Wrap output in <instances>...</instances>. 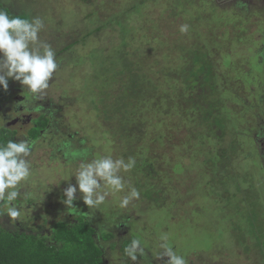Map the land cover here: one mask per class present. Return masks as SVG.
<instances>
[{"label": "trees", "instance_id": "trees-1", "mask_svg": "<svg viewBox=\"0 0 264 264\" xmlns=\"http://www.w3.org/2000/svg\"><path fill=\"white\" fill-rule=\"evenodd\" d=\"M160 1L126 0V4L119 3L113 11H109L110 15L104 22L95 21L93 23L94 20L89 21L88 19L78 21L80 26L73 28V33L75 30L77 31L76 37L72 35L73 43L66 44L62 50L56 51L53 48L60 69L65 65L68 66L62 60L70 61L69 54L72 51L75 52V58L79 62L83 60L87 64L88 79L79 85L87 87L83 90L84 95L89 96L92 101L90 107L88 105L91 112L99 104L104 114L108 115V117L106 116L107 120L112 119L111 116L115 114L114 112L123 111L126 113L125 118L118 121L115 131L105 133L106 137L97 134L98 131H94V129H89L90 135L82 138H78V134L72 130L68 132L59 130L61 121L72 123V126H66L63 129H75L78 125L71 120L74 109L66 115L68 103L63 99L64 106L57 105L59 104L58 97L53 95L49 98L50 104L45 108L27 106L24 101L18 100L15 105L19 110L22 109L20 112H25L29 108L28 110H31L26 113L31 112L34 116L29 129L18 133V130H14L10 126V120L4 117V109L11 107L12 103H8L5 90L0 89V121L3 122V127H0V143H6L10 139L13 142L27 139L32 144V153L38 145L44 143L53 151L54 158H52L56 162L70 166L84 158L86 160L94 159V152L91 151L90 145L100 141L111 143L110 140L113 138H122L125 149L120 157L126 160L128 157L135 158V168L126 174L129 178L133 177L136 180V184H132V186L140 192V198L132 201L133 205L134 202L137 204L133 209H128L131 211V215L123 217V220H118V218H122L123 213L114 212L115 210L110 212L116 222L113 221L109 229L107 228L105 231L94 224L95 219L91 210L88 211L83 202H78L77 199L73 202L75 209H68L64 206L62 211L64 210V213L65 211L79 212L81 215L68 218L67 214L58 212L56 218L52 216L61 210L57 204L50 207L53 200L61 198L58 201L63 202L65 197L58 195L54 190H45L44 185L37 180L36 173L33 174L35 177L32 176L31 181L26 184L32 188L39 185L41 188H37V191L43 188L44 192L46 191L43 199L40 196L38 198L37 193H33L32 197L21 195L15 203L21 207L22 215L15 221L4 213V202H0V264H106L105 260L108 255L118 249V245L115 246V244L108 246L114 240L113 232L122 233L130 221V216L136 212L140 215L143 214L133 211L137 205L142 207L146 213L150 209V214H163L161 212H169L174 204L185 201L182 193L189 197L195 196L199 192L197 186H200V178L198 179L193 170L184 171L178 166L174 169L175 163L173 162L175 161L172 156L170 155L169 161L162 160L161 156L166 151L159 152L162 145L171 144L172 131L177 130L178 120L194 130V133L196 132L191 138V143L188 138L182 143L184 149L189 144L193 145L192 149L195 148L190 165L197 164L200 168L205 166L204 170L211 173L209 190L214 196L203 194L204 196L199 198L208 203V205L205 204V209L209 215L214 212V218L222 217L223 219L220 218V226L216 227L219 232L215 238L221 241L225 238L226 233H238L241 230L242 224L230 217L236 211L249 212L248 202L243 201L248 196L240 188L238 189L240 196L244 194V199L236 200L237 203L232 206L231 211L217 209L213 207V203L217 200L219 203L222 202L224 199V196L221 197L222 191L231 194L228 189L232 187V184L238 182L242 173L243 176H249L252 173L250 161L253 160V155L260 153L262 149V142L259 141L262 136L257 133L250 135L251 133L243 125V121L245 122L243 120L244 112L238 113L231 110L230 107L233 104L240 105L242 102L236 101L237 98L232 91L218 85L219 80L216 77L218 68L213 62L215 59H212L206 48H196V51L182 53L184 48L180 47L177 49L181 54L180 60H176V69L168 67L155 69L152 67L149 73L142 74V67H144L142 53L146 45L148 46L150 38L140 41L143 35L139 39V34L134 30V24L141 11L151 10ZM202 1L210 2L212 5L217 2V0ZM176 3L178 6L175 5V8L182 4L179 0H176ZM250 3L251 6H247L250 13L253 12L251 11L253 8H263L262 16L264 17L263 0H255ZM227 7L241 8L242 12L246 9L238 1L229 2L224 9ZM0 10H6L12 16L25 18L24 15L14 14L1 1ZM92 23L94 27L91 26ZM80 49H83L86 59H81L79 56ZM150 50L152 51V47L148 49L149 53ZM259 52L256 51L255 55L258 56L260 64L264 67V48ZM134 56L140 60L132 63L130 60H133ZM74 64L76 68L82 65ZM154 64L159 63L155 62ZM253 71L255 74L260 70ZM151 72L155 75H152ZM260 73H263V70ZM239 78L245 86L251 84L246 77L245 81L242 80L244 77L240 76ZM11 87H15V83L11 84ZM16 88L22 96L27 92L22 86ZM12 94L14 91L10 95ZM36 100L38 99H33L32 102ZM52 100L54 103L56 102L55 106ZM154 123L156 124L154 125ZM249 142L255 145H252L254 149L252 153L247 147ZM171 153L173 154L174 151L171 150ZM76 155L81 156L75 159ZM241 161H243L244 167L241 166ZM257 165L259 162H256L255 166L258 169H263L262 166ZM165 168L168 169L167 173ZM169 172L178 174V178L171 179L168 175ZM182 178H185L183 182L187 185L184 186L183 183H180ZM202 180L206 182L204 179H201V182ZM250 186L249 184L244 189L246 190ZM212 189L217 190L219 198L216 197L217 195ZM237 197L234 195L235 199ZM189 205L193 204L187 203V206ZM40 211H45L40 214H46V216H32ZM199 216L195 211L184 215L185 222L182 224L186 226L193 223L196 228V220L202 219ZM23 217H28V220H24ZM185 226H183L184 230ZM180 229L181 226L177 231L178 236ZM256 229L257 226L251 225L247 231H251L252 235H255ZM242 230L245 232L244 229ZM131 240H124L121 244L119 249L123 256H126L124 248ZM216 244L218 243L214 241L210 250Z\"/></svg>", "mask_w": 264, "mask_h": 264}, {"label": "rangeland", "instance_id": "rangeland-1", "mask_svg": "<svg viewBox=\"0 0 264 264\" xmlns=\"http://www.w3.org/2000/svg\"><path fill=\"white\" fill-rule=\"evenodd\" d=\"M0 1L11 9L14 14L24 15L28 19L36 16L43 18L45 28L40 33V39L49 43L56 51L65 48L66 44L73 43L72 35L76 37L77 33L76 30L73 33V28L74 26H80L78 21L88 19L89 21L94 20L93 23L95 21L104 22L107 16L110 15V12L115 9L116 5L119 3H127L126 0ZM179 1L182 4L178 8H175V5L178 6L176 0H161L151 10L145 12L144 9L137 18L135 17V21L137 22L134 24V30L139 34V39L143 35L140 41L150 38V40L148 39V46L146 45L142 53V61L144 63L143 70L141 71L143 72L142 74L149 73L152 67H155V69L160 67L176 69V60H180L179 57L181 54L177 49L180 47L184 48V52L182 53L196 51V48H206L210 52L212 59H215L212 61L215 62L218 68V72L216 73V77L219 80L218 85H222L226 90L232 91L236 96L235 98H237L236 101L242 102L240 105L237 103L233 104L230 107L231 110L238 113L244 112V127L251 133L250 135L257 133L262 136V139H259V141L260 143L262 141L264 143V67L260 64L258 56L255 55L256 51L259 52L264 48L263 8H253L251 10L253 12L250 13V9L247 6H251L250 2L255 0H217L215 5L202 0ZM232 1L240 2L246 9L243 12L241 8L235 9L234 7H227L224 9ZM217 3L218 5H216ZM93 23L91 26L94 27ZM185 24L189 26V30L186 33H182L180 27ZM150 47H152V51L150 50L149 53L148 49ZM83 52V49H80L79 56H81V59H86ZM69 55L70 61L62 60L68 66L65 65L61 69L58 67V70L53 74L49 82L48 89L37 97L31 96L28 92L24 93V103L31 107L45 108L50 104L49 98L52 95L58 97L57 102L59 104L57 105L59 106H64L65 103H62V101L65 99L68 103L65 114L71 113L74 109V115L71 120L75 121L78 126L75 129H63L66 126H72V123L61 121L59 130L63 132L72 130L78 134V138H82L90 135L89 129H94V131H98L97 134L106 137L107 134L105 133L115 131L118 121L125 118L126 113L123 111L114 112L115 114L111 116L112 119L109 118L110 120H107L108 115L104 114L99 104H97L98 106L92 112L88 109L92 101L89 96L84 95L85 92L83 89L87 87L86 85L83 87L79 85L88 79L87 64L83 60L79 62L75 58L76 54L74 51L70 52ZM139 60L140 58L134 56V59L130 61L133 63ZM155 62L159 64L155 65ZM74 63L77 65L80 63L82 65L76 68ZM252 69L260 71L254 74ZM261 70H263V73H260ZM152 75L155 74L152 73ZM240 76L244 77L242 78L244 81L245 77L249 79L251 84L245 86L240 80ZM14 83L15 87H11V84ZM21 86L18 81L9 79L8 88L5 90V93L7 95L11 94L12 91L17 90L16 87ZM33 99L38 100L32 102ZM55 103L53 101L54 106ZM56 113L59 114L58 112ZM195 133L185 123L178 120L177 130L172 131L171 144L162 145L163 147H161L162 149L159 152L166 151L161 156L162 160H168L170 159V155L172 156L175 161L173 162L175 163L174 169L178 166V168L181 167L184 171L187 169H190V171L193 170V173L198 176V179L200 178V186H197L199 192L191 197L185 196L182 193L185 201L174 204L169 212H161L163 214H150V209L146 213L142 207L137 205L133 211H138L143 214L134 213L130 216V221L122 233L116 234L113 232L115 234L114 240L108 246L115 244V246L118 245V249H115L110 255L107 254L106 264H131V261L128 258H124L121 249H119L124 240L130 239H140L145 251L143 257L139 256L138 264H165L166 257L156 258L157 253L161 251L158 248V244L160 242L159 237L162 233L169 235V243L178 254L185 256L187 264H264V154H260L261 152L264 153V148L261 149L260 153L254 154L253 160L250 161L252 173L249 176H243L242 173V177L239 178L238 182L232 184V187L228 189V192L231 194H226L225 191L220 192L222 194L221 197L224 196L221 203L218 200L213 201L214 203L210 202L217 209L231 211L232 206L237 203L236 200L240 201L244 199V194L240 196L239 188L248 196L243 201L248 202L249 212L236 211L230 215V217L235 218L238 223L240 222L242 224L241 230L238 233L228 232L223 240L218 241L215 236L219 232V229L216 227L220 226V218L222 219V217L214 218V212L209 215L205 209V204L208 205V203L205 202L206 200L202 201V198H199L204 195L214 196L209 190L211 173L204 170L206 169L205 166L200 168L197 164L190 165L195 148L192 149V144L187 145L186 149L182 146L183 141L188 138L190 142ZM110 141L111 143L100 141L97 144L90 145L91 151L94 152L93 158H98L100 155H112L113 158H119L125 149L124 140L122 138L117 139L116 137ZM252 145V142L247 144L251 153L254 150L253 146H255ZM138 146L137 148L139 149L140 146ZM36 148L29 157L32 162L34 175L36 173L37 180L44 185L45 190H54L58 195L64 196V190L69 185H76V178L74 176L81 161L76 162L75 165L66 166L53 159V151H51L47 144L45 145L43 143ZM104 149H106L105 152ZM171 150L174 151L173 154ZM79 156L81 155H76L75 159ZM256 162H259L257 166L263 167L262 170L255 166ZM240 164L244 167L243 161ZM165 171L167 173L168 169L165 168ZM260 171H262V174H260ZM121 174L124 176L127 184H136V180L133 177L129 178L126 173ZM34 175L33 177H35ZM168 175L171 179L178 178V174L175 175L173 172H169ZM184 179L182 178V182L180 183H183L185 186L187 183L183 182ZM201 179L206 180V182L203 180L201 182ZM249 184L251 185L248 188L249 191H246L248 189L245 190L244 188ZM37 188L40 189L41 187L38 185L32 188L25 184L20 190L23 193L21 195H29L32 197L33 193H37L38 198L40 196L43 199L46 191L44 192L43 188L37 191ZM212 190L217 195L215 196L219 198L217 190ZM125 194L126 192L123 194L119 193L117 196H109L104 204L96 208H87L94 215V224L96 226L101 227L105 231L107 228L109 229L110 224L113 221L116 222L111 217V211L113 212L115 210L114 212L119 211L123 213L121 215L122 218H118V220H123V217L125 218V216L127 217L132 214L128 209H133L137 203L134 202L133 205V202H131L128 207L123 209L118 206V196ZM185 194L187 195L186 192ZM234 195L238 197L235 199ZM76 196L78 202H83L79 191H77ZM58 200H61V198L54 199L52 205H50V207H53V205L57 204L61 209L52 215L55 218L59 213L64 214L62 207L65 205L62 201ZM187 203H192L193 205L187 206ZM85 207L87 206L85 205ZM144 207H146L145 204ZM193 211L202 218L196 220V228L193 223L186 226L182 224L185 222V219H183L184 215H189ZM40 213H45V211L37 212L32 216H46V214ZM23 219L28 220V217H23ZM251 225L257 226L255 235H252L251 231H247V228H250ZM180 226L181 231H179L178 236L177 231ZM183 226H185V230ZM214 241L218 244L210 250ZM199 248L202 251H199Z\"/></svg>", "mask_w": 264, "mask_h": 264}, {"label": "clouds", "instance_id": "clouds-1", "mask_svg": "<svg viewBox=\"0 0 264 264\" xmlns=\"http://www.w3.org/2000/svg\"><path fill=\"white\" fill-rule=\"evenodd\" d=\"M45 28L43 18L30 19L12 16L6 10H0V89L7 90L9 79L18 81L33 97L44 93L49 87L53 74L58 70L55 50L40 39ZM189 30L187 24L180 27L182 33ZM0 127L3 122L0 121ZM32 144L27 139L0 143V202H4V213L13 221L21 217V207L15 202L21 196V189L31 181L33 166L29 157ZM136 166L134 157L113 158L103 155L92 160H82L75 172L76 185L64 190L63 204L75 209L73 202L76 193L81 194L87 208H96L104 204L109 196H118L119 207L126 208L133 200L140 198L137 188L127 184L121 173L131 172ZM156 258L166 257L165 264H187L184 255L178 254L169 243V235L159 237ZM126 257L137 261L145 255L140 239H132L124 248Z\"/></svg>", "mask_w": 264, "mask_h": 264}, {"label": "flooded vegetation", "instance_id": "flooded-vegetation-1", "mask_svg": "<svg viewBox=\"0 0 264 264\" xmlns=\"http://www.w3.org/2000/svg\"><path fill=\"white\" fill-rule=\"evenodd\" d=\"M17 89V88H16ZM7 99H8V103H12V106L9 108H5L4 109V117L8 120H10V126L14 129V130H18V133H21V131H24L25 129L28 130L29 126L31 124V120L34 119V116L31 114V112L26 113L29 108H27L25 110V112L23 111L22 113L20 112L22 109H18L16 104V101L21 100V101H25V97L20 95L19 90L17 89L16 91H14V94L7 95ZM11 101V102H10ZM14 104V106H13ZM13 109V110H12ZM28 114V115H27ZM262 148H264V143L262 141ZM39 146V145H38ZM37 146V147H38ZM52 151V150H51ZM67 212V213H66ZM64 214H67L68 218H72L76 215H81L79 212H70V211H65ZM124 258H127L126 256H124ZM139 261V256L137 258V264ZM107 263V262H106ZM131 264H133V262L131 261ZM136 264V261H135Z\"/></svg>", "mask_w": 264, "mask_h": 264}]
</instances>
